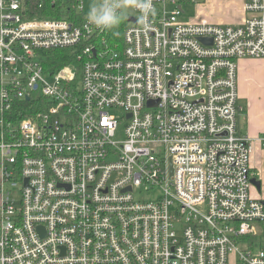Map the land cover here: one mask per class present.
<instances>
[{
	"label": "built area",
	"instance_id": "2783aa9c",
	"mask_svg": "<svg viewBox=\"0 0 264 264\" xmlns=\"http://www.w3.org/2000/svg\"><path fill=\"white\" fill-rule=\"evenodd\" d=\"M151 2L106 31L83 0H0V264H264L236 125L264 0ZM206 3L239 8L183 9Z\"/></svg>",
	"mask_w": 264,
	"mask_h": 264
},
{
	"label": "crops",
	"instance_id": "0c3cea01",
	"mask_svg": "<svg viewBox=\"0 0 264 264\" xmlns=\"http://www.w3.org/2000/svg\"><path fill=\"white\" fill-rule=\"evenodd\" d=\"M237 134L250 141V166L264 174V59H241L237 69ZM258 179V178H257Z\"/></svg>",
	"mask_w": 264,
	"mask_h": 264
},
{
	"label": "clouds",
	"instance_id": "9594fccd",
	"mask_svg": "<svg viewBox=\"0 0 264 264\" xmlns=\"http://www.w3.org/2000/svg\"><path fill=\"white\" fill-rule=\"evenodd\" d=\"M130 9L137 10L142 17L150 15L153 11L151 0H96L86 19L90 25L110 31L122 23L125 13Z\"/></svg>",
	"mask_w": 264,
	"mask_h": 264
},
{
	"label": "rangeland",
	"instance_id": "374dc122",
	"mask_svg": "<svg viewBox=\"0 0 264 264\" xmlns=\"http://www.w3.org/2000/svg\"><path fill=\"white\" fill-rule=\"evenodd\" d=\"M95 3L94 0H83V10L84 13L87 14L88 11L90 10V7L92 6V4ZM194 5H185L183 7L187 17H196V16H200V17H206L207 15H210V17L212 18L213 15H215V19L216 20H223V19H228V18H235V8H239V4L238 3H232L231 5L229 4L228 6H220V4H209L206 3L203 10H199L194 8ZM204 11V12H203ZM239 13V12H238ZM250 16V13H247V17ZM239 17V16H238ZM186 19V18H185ZM123 139V132H119L116 134L115 137V141L116 142H120ZM258 181L261 184V189H260V197L264 198V174L262 172V176L258 177ZM252 195H254V193L251 192ZM235 254H231L230 256V264H235Z\"/></svg>",
	"mask_w": 264,
	"mask_h": 264
},
{
	"label": "water",
	"instance_id": "95a60500",
	"mask_svg": "<svg viewBox=\"0 0 264 264\" xmlns=\"http://www.w3.org/2000/svg\"><path fill=\"white\" fill-rule=\"evenodd\" d=\"M202 42L206 43V41H203V40H202ZM171 173H172V171H171ZM251 183L256 187L257 191L260 192V189H261L260 182L257 179H252Z\"/></svg>",
	"mask_w": 264,
	"mask_h": 264
},
{
	"label": "trees",
	"instance_id": "16d2710c",
	"mask_svg": "<svg viewBox=\"0 0 264 264\" xmlns=\"http://www.w3.org/2000/svg\"><path fill=\"white\" fill-rule=\"evenodd\" d=\"M53 17H55V16H53ZM64 63H65V62H64L62 56L58 57V60H55V64H56L57 67H60V66L63 65Z\"/></svg>",
	"mask_w": 264,
	"mask_h": 264
}]
</instances>
